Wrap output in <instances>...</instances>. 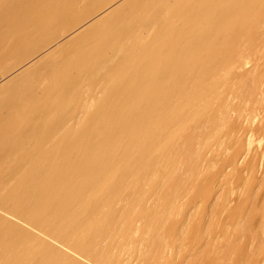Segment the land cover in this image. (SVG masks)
I'll use <instances>...</instances> for the list:
<instances>
[{"label": "bare ground", "instance_id": "obj_1", "mask_svg": "<svg viewBox=\"0 0 264 264\" xmlns=\"http://www.w3.org/2000/svg\"><path fill=\"white\" fill-rule=\"evenodd\" d=\"M0 264H264V0H0Z\"/></svg>", "mask_w": 264, "mask_h": 264}]
</instances>
